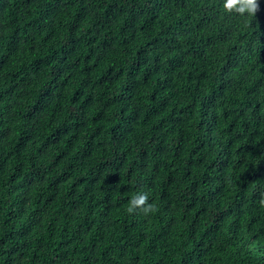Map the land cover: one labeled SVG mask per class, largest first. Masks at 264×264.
Instances as JSON below:
<instances>
[{
    "label": "trees",
    "instance_id": "trees-1",
    "mask_svg": "<svg viewBox=\"0 0 264 264\" xmlns=\"http://www.w3.org/2000/svg\"><path fill=\"white\" fill-rule=\"evenodd\" d=\"M262 199L264 0H0V264H264Z\"/></svg>",
    "mask_w": 264,
    "mask_h": 264
},
{
    "label": "clouds",
    "instance_id": "clouds-1",
    "mask_svg": "<svg viewBox=\"0 0 264 264\" xmlns=\"http://www.w3.org/2000/svg\"><path fill=\"white\" fill-rule=\"evenodd\" d=\"M225 7L228 11H243L248 14H254L258 7V0H248V2L243 6V9L239 7L229 6L228 0H225ZM264 204V199L260 201ZM139 209L144 214H147L152 209V204L149 202V195L147 191H137L129 200L130 212H134Z\"/></svg>",
    "mask_w": 264,
    "mask_h": 264
}]
</instances>
